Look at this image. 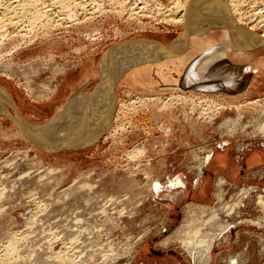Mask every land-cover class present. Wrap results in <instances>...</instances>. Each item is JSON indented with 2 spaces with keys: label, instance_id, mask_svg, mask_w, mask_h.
I'll return each mask as SVG.
<instances>
[{
  "label": "rangeland",
  "instance_id": "rangeland-1",
  "mask_svg": "<svg viewBox=\"0 0 264 264\" xmlns=\"http://www.w3.org/2000/svg\"><path fill=\"white\" fill-rule=\"evenodd\" d=\"M148 1L151 3L152 0ZM161 1L165 5H170L173 0ZM105 2L104 6H107L105 11L97 13L91 21L79 25L65 24L55 30L51 37H43L42 41H28L23 44L21 39H18L17 42L6 41L2 45L0 55L6 54L7 51L15 54L11 58L0 59V67L7 68L0 69V87L11 92L13 101L24 119L38 125L52 123L63 115L72 100L83 92L89 94L97 92L93 97L95 101L93 105L101 106L104 90L98 86L101 77L106 73L103 62L111 52L109 59L112 58L114 63L117 59L114 54L117 45L140 39L171 43L185 31V23L176 24L161 20L155 4H152L155 8L149 4L146 16L140 14L139 21L129 17L127 11L118 13L121 9L115 0ZM247 4L241 6L244 16L253 18L254 13L262 14V3L255 6ZM84 16L80 14L79 18L83 19ZM249 26L250 24H243L242 27L249 29ZM221 31L218 30V33L212 35L214 42L222 38ZM254 31L258 35L263 34L262 27ZM254 54L255 56L250 59L253 63L260 64L264 57V49L257 53L255 51ZM231 56L232 54L229 55L230 59H233ZM194 59L178 67L176 73L188 70ZM202 65L204 64L199 66ZM260 69L257 74L264 75V70ZM149 72L144 75V80L147 77L145 84L143 81L141 85L135 84V78H130L131 73H127L129 76L126 74L127 78L118 81L115 89L116 107L110 118L111 129L101 134L95 141L88 140L77 145L69 143L70 145L59 149L43 150L39 143L26 140L17 125L15 126L12 120L0 111V257H3L0 259L1 264L4 262L17 264L11 259L14 255L21 257L27 255L26 257L31 259L37 255L34 261L41 255L43 257H39L43 259L44 264L47 262L50 264L49 259L53 260L51 264H65L67 260L65 256L72 259L71 263L69 259L66 264H72L73 258L84 264H136L138 261L147 260L148 254L155 255V252H161L166 258L169 257L170 264H204L189 255L184 243L188 240L184 232L193 225L200 226L202 232L212 231L211 233L216 231L219 233L220 226L228 225V230L214 244L210 264H232L235 258H240L238 262L236 260L238 264H264V161L258 158V155L253 157L259 153L264 155V99L255 104H248L245 101V105L230 100L231 102L228 101L226 104L233 108L226 105V108L218 110L219 112L213 111V114H216L213 119H201L197 118L201 110L196 108L192 112L189 105L185 107L179 100L177 102V94L183 90L180 87L181 81L176 77H162L160 74L162 70L154 69ZM260 81L253 96L264 98L262 85L264 82ZM173 84L176 85V89ZM146 96L155 99L142 103L139 98ZM9 111L16 117L10 107ZM240 116L242 119H239ZM88 120L91 121L92 118H82L77 130L86 125ZM259 124L262 130L259 129ZM54 143L51 142V145L48 143V146L54 147ZM224 150L229 161L228 172L221 169L220 159L214 160L205 168L207 174H203L204 182L201 180L195 186L196 179L202 177L200 169L201 162L206 159L205 156L209 152H216V156L221 155ZM21 176L25 178L23 181ZM28 176L32 177L27 178ZM177 176L187 184V189H183L182 192L176 189L181 186L176 180ZM220 176L228 178L230 183L222 186L224 181L220 180L216 199ZM19 179L21 180L17 181ZM87 183H90V186L87 187ZM12 185L16 186L13 187L17 192ZM83 185L86 186L85 189L81 188ZM157 185L161 188L157 189ZM202 187L205 188V194H201ZM4 189H7L5 190L7 194L2 193ZM8 189L11 193L14 192L13 196ZM77 189H80L82 194ZM113 199L119 201L112 202ZM38 206H42L43 210L45 208L49 210L43 211ZM101 209L103 213H100ZM32 213L35 215L34 218L38 217L39 220L38 218L35 220ZM214 213L218 215L214 217ZM76 218H81L80 222H76ZM209 219L211 221L203 227ZM69 222L71 224L69 226H73L66 229L73 235L70 239L77 242L80 240L85 249L77 247L78 251L75 249L70 252L64 248L67 242L64 227ZM214 223L216 226L220 225V228H216ZM209 224L212 226H208ZM58 226L64 227L60 229ZM22 229H25L24 234ZM78 230L84 235L78 234ZM41 231L44 236L40 235L43 234ZM18 238L22 239L23 243ZM6 239L11 240L10 245L14 246L15 243L17 247L8 248L10 250L7 252L4 249L9 244ZM84 243H87L88 247ZM32 244L33 247H30ZM41 248L47 255L40 250ZM26 249L27 251H24ZM110 252L114 253L112 255H115V259L112 255L111 259L107 255L111 254ZM3 253L12 255L9 257L11 260H5ZM48 256L50 258L47 260ZM80 256L84 258L80 259ZM41 260H38L39 264H43Z\"/></svg>",
  "mask_w": 264,
  "mask_h": 264
},
{
  "label": "bare ground",
  "instance_id": "bare-ground-1",
  "mask_svg": "<svg viewBox=\"0 0 264 264\" xmlns=\"http://www.w3.org/2000/svg\"><path fill=\"white\" fill-rule=\"evenodd\" d=\"M105 1L106 0H0V52H1V47H3L2 45L4 43H6V41H9V42L16 41L17 42L18 39L19 40L21 39L23 44L27 43L28 41L29 42L30 41H36V40L42 41V40H44L43 37H47V36L51 37V34L55 30H57L61 26H64L65 24L70 25V23H71L72 25L73 24L79 25V24H83V23L87 22L88 20L91 21L92 18L97 13L100 14L101 12L105 11V9H106L105 7H107V6H104L106 3ZM115 1H116L117 5L119 6V8L121 9V10H119L118 13L121 14L124 11H127L129 13V17H131L132 19H139L138 17H140V14H142V16H146L145 13L150 8L149 6L152 4H155L157 10L159 11V15H160L161 20L173 22L176 24H178V23L184 24L185 23L184 24V27H185L184 30H186V32L184 31L182 33V35L177 40H175L174 42H171V43H164V42H161L158 40L155 41V40H148V39H140V40L125 42L123 44L117 45L114 49V50H116L114 54H115V56H117V59L114 61V63L112 62V60H113L112 58L109 59L111 52L108 54L109 56H107V58L103 62L104 71L106 73L103 77L104 83L102 86V90H104V95H103L102 105L101 106H98L97 104L93 105V103H95L93 97H95L97 92H94V94H87V93L78 94L77 97H75L72 100L71 105L66 110V112L63 115H61L59 118H57L56 120L52 121V123H49L47 125L33 124V123L29 122L28 120L24 119L22 117L21 113L19 112L18 106H16L15 101H13L14 99L11 95V92L0 87V111L4 112V114H6V117L9 118L10 120H12V122L15 124V126L17 125L20 133L22 134V136L26 140L32 141V143H35V144L39 143L38 144L39 147L42 148L43 150H46L44 148L59 149L60 147H66L67 145H70L69 143L77 145L80 143L81 144L86 143L88 140H90V141L94 140L95 141L96 139H98V137L101 134H103L107 131L109 132V130L111 129V126H112L110 123V118L112 117V115L114 113V110L116 107V102H117L116 91H115L116 86H117L118 81L120 79L121 80L124 79V77L127 75L129 76L130 73H131L130 78L134 77L135 78L134 80H136L135 84L141 85L142 81H143V84H145V82L147 81L146 80L147 77L144 80V75H147V73L150 70L158 69V71L162 70L163 72L165 71L166 73L169 74L170 68H167V67H169L170 65L178 64V63L180 65V63H183L185 58L183 59L182 57L184 55H186V53L190 52L191 55L196 57V55H194V54L199 52L200 54L198 53L199 55H197V57L194 59V61L189 66L188 70H186L187 74H186V76L184 78V82H183V86H185L186 84H190L192 81H194L196 75H198L199 72L210 69L215 62H219L220 60L230 58L229 57L230 54H232V55L235 54L234 56L245 57V58L249 57L250 58V57L255 56V54H254L255 51L257 53V51H260V49H262V50L264 49V0H173L170 5H165L161 0H152L151 3L148 0H115ZM247 3H251V4H253V6L262 3L263 9H262V11L260 10L262 14L259 15L260 12L254 13V15L252 16L253 18L244 16V14L241 11V9H242L241 6L243 4H247ZM117 5H116V7H117ZM80 14L85 15L83 17V19L79 18ZM139 21H140V19H139ZM243 24H245V25L250 24L249 29L243 28L242 27ZM260 27L263 28V34L262 35H258L254 31ZM218 30L219 31L222 30L220 32L222 34V36H221L222 38L219 39V41L217 40L218 42H214L213 41L214 38L212 40V37H213L212 35L214 33H218ZM20 44L21 43H19V45ZM11 50H12V48H11ZM5 52H6V50H5ZM14 54H15V52H8L7 51L6 54L0 55V59L2 60V59H6V58H11L14 56ZM190 54H189V56H191ZM169 58L178 59V60H170ZM200 63L201 64L203 63L204 65H202L200 67L199 66ZM219 64H220V62H219ZM3 65H5V64H3ZM181 65H180V67H181ZM262 65H263V62H260V64H257L256 67L258 69L260 67L263 68ZM198 66L200 67L199 70L197 69ZM1 68L3 69L4 66L0 67V69ZM4 69H7V68H4ZM133 69H135V70H133ZM214 70H215V68H214ZM220 70H222V69H220ZM252 70H255V69H252ZM212 71H213V68H212ZM151 72H149V73L151 74ZM163 72H161V75ZM222 72H224V71H222ZM127 73H129V74H127ZM154 73H156V72H154ZM203 73L204 72H202V74ZM218 74H221V73H218ZM218 74H217V76H218ZM214 76H216V75H214ZM125 78H127V77H125ZM217 78H219V77H217ZM233 80L234 79H232V82H233ZM227 84L229 85V83H227ZM230 84H231V82H230ZM250 84H251V82H250ZM25 85H26V83H25ZM216 85L218 86V84H216ZM216 85H214V86H216ZM173 87L176 89V85H174ZM173 87H171V88H173ZM182 88H183V90L180 91V94H177V102L179 100L180 103L182 102V104L185 105V107L186 106L188 107V105H189V107H191L190 110H193L192 112H194V110L196 108L198 110H201L200 112L198 111L199 115L197 117V118H201V119L205 118V119L211 120L216 116V114H213V111L219 112L218 110L226 108V105L229 107H232L230 104H226V102L227 103H228V101L231 102L230 100L237 101V98H231L233 95L229 98H225V96L222 97V96L215 95L216 93L208 95L210 93L200 92V91L194 92L192 90L188 91L184 87H182ZM207 90H209V89H206V91ZM238 96L239 95H237V97ZM175 98H176V96H175ZM139 99H141L140 101L142 103H144V102H151L155 98L146 96V98H139ZM173 99H174V97H173ZM168 100H170V99H168ZM238 101H239V98H238ZM238 101H237V103H238ZM257 102H258L257 100H253V99L247 100L248 104H255ZM173 103H175V102H173ZM180 103H178V104L180 105ZM132 104H133V102L131 103V105ZM166 104H168V101ZM244 105H245V103H244ZM167 106H169V105H167ZM233 106H235V105H233ZM9 107H10V109H12L15 112L16 117H14L13 114L9 111ZM161 109H162V107H161ZM84 117H87V119L92 118V120L91 121L88 120L86 122V125L81 126L82 128L78 131L77 130L78 126L80 125L82 118H84ZM239 119H242V116H240ZM227 122H229V120ZM235 122H234V124H236ZM237 123H238V121H237ZM260 126L261 125L259 124L258 127H259V129L262 130V128H260ZM263 129H264V127H263ZM74 130H76V132ZM73 132H75V133L73 134V137H71V134ZM51 142H53V143L55 142L54 147L48 146V143L50 144ZM137 154H138V151H137ZM133 156H134V154H133ZM25 172L27 173L26 170H25ZM24 175H26V174H24ZM24 175H23V177H25ZM29 177H32V176H28L27 178H29ZM20 178H22V176ZM24 179L22 178V181ZM20 180L21 179H19L17 181H20ZM179 183H181V182H179ZM25 184H26V182H25ZM79 184H77V187L79 186ZM89 184L88 183L86 184L87 187ZM84 185L81 186V188L84 187V189H85L86 186H84ZM13 186L14 185H12L11 187H13ZM14 187H16V186H14ZM14 187H13V189H14ZM18 187H20V186H18ZM74 188H76V186ZM160 188H161V186L157 185V189H160ZM1 189H3V188H1ZM5 190H7V189H4V192H2V193L7 194V192ZM9 190L10 189H8V191ZM14 190H12V191H14ZM87 190H89V189H87ZM70 191H68V192H70ZM13 193L10 192L11 195ZM70 193H72V191ZM6 194H4V195H6ZM80 194H82V193L80 192ZM1 195H3V194H1ZM84 195H86V194H84ZM12 196H10V197H12ZM66 196H68V194ZM0 198H1V196H0ZM2 198H3V196H2ZM67 199H69V198H67ZM110 199H112V198H110ZM55 200H57V199H55ZM114 200H118V199H113L112 202H114ZM59 202H62V200H60ZM64 202H65V200H64ZM55 203H57V201ZM115 204L113 203V205H115ZM51 206H52V204H51ZM63 206H65V205H63ZM38 207H40V206H38ZM41 207L39 209L43 210V207L42 208ZM73 207H74V205H73ZM45 209L47 210V208H45ZM52 209H54V207ZM74 209L75 208H73V210ZM77 210H79V209H77ZM121 210H122L121 212H123V209H121ZM47 211H46V213H47ZM30 212H32V211L30 210ZM36 212H38V211H36ZM101 212L103 213V210L100 211V213ZM225 212H226V210H225ZM81 214H82V212H81ZM32 215H33V213H32ZM44 215H43V217H45ZM59 215H60V212H59ZM217 215H218L217 213H214V217ZM34 216L35 215H33L32 217L34 218ZM38 216H41V215H38ZM47 216H48V214H47ZM60 216H62V214ZM75 217H74V219H75ZM77 217L79 218L80 216H77ZM209 217H210V215H209ZM212 217H213V215H212ZM48 218H49V216H48ZM67 218H70V217H67ZM70 219H72V218H70ZM82 219H83V217H82ZM210 219L208 221L206 220L207 222L205 221L206 223H204L203 227L204 226L206 227L205 224H208L211 221ZM217 219H216V222H217ZM38 220H39V218H38ZM80 220H81V218L77 219L76 222H80ZM85 220L86 219H84V221ZM89 220H91V219H89ZM93 220H94V217H93ZM93 220H91V221H93ZM73 221H75V220H73ZM41 222H43V221H41ZM46 222H48V221H46ZM88 223H90V221H88ZM92 223H94V222H92ZM84 224H87V222L86 223L84 222ZM197 224H199V223H197ZM69 225H71L70 222H69V224H66L65 227L63 226L64 230L66 231L65 232L66 236L65 235L64 236L66 237L67 242L65 243L63 241L65 238L62 241L65 243L64 248H66L67 250H70V252H71V250L73 251V250L77 249V247L81 248L84 245L81 242H79L80 240L77 242L75 239H70L71 236H73V235H71L72 233H69L66 229H67V227L71 229V227L73 228V226H69ZM91 225L92 224H90V226ZM214 225H215V223H214ZM93 226H95V224H93ZM208 226H212V225L209 224ZM219 226L220 225L216 226V228ZM48 227H49V224H48ZM63 227L61 226V228H63ZM79 227L80 226H78V228ZM86 227L88 228L89 225L88 226L86 225ZM220 227H219L220 228L219 233H216L217 231L215 233H211L212 231L211 232H209V231L202 232L203 230L201 231V228L198 225H196V226L193 225L186 232H184V234H186L188 237V240L184 241L185 246L187 248L186 250L189 251V255H191V257L194 260H198L199 262H203L204 264H210L212 262V252L214 249V244H215L216 240L218 238L222 237L224 235V233L228 230V225H226V226L223 225ZM229 227H230V225H229ZM28 228H30V227H28ZM51 228H53V227H51ZM87 228H85V231ZM231 228L232 227H230L229 229H231ZM89 229H91V228H89ZM23 230H25V229H22L23 233L22 232H20V233L24 234L25 231H23ZM55 230H57V228ZM213 230H214V228H213ZM49 231H47V232L50 233L51 231L50 232ZM80 231L81 230H78L77 233L80 234L79 233ZM92 231H93V227H92ZM60 233H62V232H60ZM73 233H75V231ZM86 233H88V231H86ZM40 235L44 236V233L40 234ZM83 235H81V236H83ZM34 237H36V236H34ZM90 238H92V237L90 236ZM38 239H36V241ZM57 239L59 240V238H57ZM39 240L42 241L41 239H39ZM83 240H84V238H83ZM88 240H90V239H88ZM7 241L9 243L8 244L9 246L7 245L4 247L2 245V247H4V249L7 252L10 250V249L8 250V248H10V247L14 248V246L17 247L15 243H13L14 246L10 245V244H12V242H10L11 240H7ZM12 241H13V239H12ZM55 242H56V240H55ZM21 243H23V242L21 241ZM32 243H34V242H32ZM42 243H43V241H42ZM29 244L31 245V242H29ZM36 244H37V242H36ZM84 244L86 245L87 243H84ZM17 245H18V243H17ZM24 245H26V244H24ZM33 245L34 244H32V246H30V247H33ZM86 246L88 247V245H86ZM39 247H40V245H39ZM39 247H37V249ZM111 247H112V245H111ZM22 249H23V247H22ZM12 250L15 252L14 249H12ZM40 250L42 251L43 249L41 248ZM81 250L83 251V249H81ZM111 250H112V248H111ZM24 251H27V249ZM30 251H31V249H30ZM41 251H39V252H41ZM76 251H78V249ZM39 252L37 251L36 253H39ZM113 252H114V250H113ZM33 253H34V251H33ZM43 253H46V255H47L46 251ZM64 253L67 254V252H64ZM112 253L107 254V255H109V257H110V255H112ZM18 254H19V252H18ZM48 254H49V252H48ZM74 254H75V252H74ZM76 254H78V253H76ZM80 254H81V252H80ZM8 255H9V253H5V254L3 253V256L6 258L5 260L10 259L9 257L12 256V255H9V256ZM30 255H32V254L30 253ZM83 255H85V254H83ZM26 256L21 257V255H19V256L14 255V257L12 256L11 259L14 260L13 262H15L17 264L19 262L25 263V264H26V262L27 263L29 262L28 264H39L40 263V261H38V260H41L39 257L41 255H38L39 259L36 261H34V259H35V256H37V255L34 256V259H33V257L31 259V258H28ZM57 256H59V255L57 254ZM76 256L77 255H75V258H76ZM81 256H80V259L84 258V256L83 257H81ZM112 256H113V259H115V255H112ZM112 256L110 257V259L112 258ZM42 257L43 256H41V258ZM65 257H67V260L70 259V257L68 259V256H65ZM1 258H3V257L1 256L0 259ZM49 258L50 257L48 256L47 260ZM60 258L62 259L63 257L61 256ZM58 259L56 258V260H58ZM77 259H79V258H77ZM239 259L235 258L234 260H232V264H238L237 262L239 261ZM65 260H66V258H65ZM108 260H109V258H108ZM236 260H237V262H236ZM48 261L50 262V264H51V262H53L52 259H49ZM66 261H65V264H66ZM71 261H72V259H70L69 263H71ZM73 261L74 262L72 264L83 263L82 261L79 262V260L77 262L76 260H74V258H73ZM10 263H11V261H10ZM42 263H43V261H42ZM54 263H56V262H54ZM69 263H67V264H69ZM4 264H5V262H4ZM6 264H8V263L6 262ZM47 264H48V262H47Z\"/></svg>",
  "mask_w": 264,
  "mask_h": 264
},
{
  "label": "crops",
  "instance_id": "crops-1",
  "mask_svg": "<svg viewBox=\"0 0 264 264\" xmlns=\"http://www.w3.org/2000/svg\"><path fill=\"white\" fill-rule=\"evenodd\" d=\"M198 53L199 52H197L196 54H194V53L193 54L196 55V57H197V55L200 54V53L199 54ZM189 54H190V52L186 53V55H184L185 57L184 56L182 57L183 59L185 58V60L183 63H180V65L184 64V63L188 64L189 62H191L195 58V56H193L191 54H190L191 56H189ZM234 55L235 54L232 55L233 59L227 58V59L220 60L219 62L222 66L219 64V62H215L210 69H208L206 71L199 72L200 74L198 73V75H196L194 81H192L190 84H186L185 86H183V82H184V78L187 74L186 73L187 71H185L186 69L185 70L183 69L185 71V73H183L184 71L182 70L183 72H181L180 74H177L176 70L178 67H180L179 63L174 64V65H170V66L168 65L170 68H173V69L175 68V69L174 70L172 69L169 74L164 71L165 73L163 72L161 76L162 77H166V76L170 77L172 75L174 78L176 77V79L181 81V83H182L181 87H184L185 89L192 90L194 92L200 91V92H207L210 94L216 93L215 95L222 96V97L225 96V98H229L233 95L231 98H237V101L239 98V103H244L245 101L252 100V99L257 100V101H261V99H264V98L258 97V96L257 97L255 96L256 97L255 98L253 96L254 92L255 93L257 92L256 87L258 85V82L260 80H261L260 82H262V81L264 82V75L257 74L260 72L261 67L259 69L256 67L257 64L253 63L251 60L253 57H250L251 58L250 59L249 57L245 58V57H239V56H234ZM172 58H169V59L170 60H178V59H172ZM261 62H263L262 70H264V57H263V59H261ZM200 65H201V63H200ZM199 68L200 67H197L198 70H199ZM212 68H213L214 72L212 71ZM214 68H215V70H214ZM220 69H222V70H220ZM252 69H255V70H252ZM222 71H224V72H222ZM202 72H204L203 73L204 75L202 74ZM218 73H221L222 75L218 74ZM217 74H218V76H217ZM214 75H216L219 78H217ZM232 79H234L233 82H232ZM230 82L232 85L230 84ZM250 82H251V84H250ZM171 83H174V82L171 81ZM215 83L218 84V86ZM227 83H229V85ZM173 85H175V84H173ZM214 85H216V86H214ZM262 85H264V83ZM206 89H209V90L206 91ZM82 92H83V90H82ZM83 93H85V92H83ZM87 94H89V93H87ZM237 95H239L240 97L239 96L237 97ZM224 149H225V146H224ZM225 151L226 150H224V152L222 151L221 155L216 156V154H215L216 152H214V153L209 152L208 155L205 156V158H206L205 161L201 162L202 166H201L200 170H201L202 177L200 176L201 177L200 179H196L195 184H194L195 186H197L199 184V182H201V180H202V182H204L203 181L204 175L207 174V172L205 171V168H207L214 160L220 159L222 161V164L220 165L221 169L224 172L225 171L228 172L229 161H228L227 154H224ZM255 155H258V158H260L264 161V155L262 153L254 154L253 157ZM176 180H178V182H181L180 183L181 186L177 187L176 189H179L181 192L183 189H187V184L185 183V181H183V179L181 177L177 176ZM220 180L224 181V185H222V186H226L230 183L228 178H226L224 176H220V178L218 180L219 183L217 182V190H216V194H215L216 199L218 197V189L220 188ZM202 188H203V190L201 191V194H205L206 193L205 188L204 187H202ZM202 206H207V205H202Z\"/></svg>",
  "mask_w": 264,
  "mask_h": 264
},
{
  "label": "flooded vegetation",
  "instance_id": "flooded-vegetation-1",
  "mask_svg": "<svg viewBox=\"0 0 264 264\" xmlns=\"http://www.w3.org/2000/svg\"><path fill=\"white\" fill-rule=\"evenodd\" d=\"M155 253H156L155 255L157 256V258L154 254L151 253V254H148L147 260L138 261L136 262V264H170L169 263L170 261H168L170 260L169 257L166 258V256H164L163 253L161 252H155ZM152 255L154 256L150 257Z\"/></svg>",
  "mask_w": 264,
  "mask_h": 264
},
{
  "label": "water",
  "instance_id": "water-1",
  "mask_svg": "<svg viewBox=\"0 0 264 264\" xmlns=\"http://www.w3.org/2000/svg\"><path fill=\"white\" fill-rule=\"evenodd\" d=\"M185 32H186V30H185ZM103 75H104V74H103ZM103 83H104V81H103V76H102L101 79H100V84H99L98 88H99V87L102 88Z\"/></svg>",
  "mask_w": 264,
  "mask_h": 264
}]
</instances>
